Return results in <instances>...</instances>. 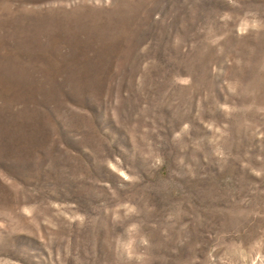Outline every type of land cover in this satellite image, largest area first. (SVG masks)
I'll list each match as a JSON object with an SVG mask.
<instances>
[{
  "label": "rangeland",
  "instance_id": "obj_1",
  "mask_svg": "<svg viewBox=\"0 0 264 264\" xmlns=\"http://www.w3.org/2000/svg\"><path fill=\"white\" fill-rule=\"evenodd\" d=\"M0 264H264V0H0Z\"/></svg>",
  "mask_w": 264,
  "mask_h": 264
},
{
  "label": "clouds",
  "instance_id": "obj_2",
  "mask_svg": "<svg viewBox=\"0 0 264 264\" xmlns=\"http://www.w3.org/2000/svg\"><path fill=\"white\" fill-rule=\"evenodd\" d=\"M96 2L97 3H99L100 2V0H96ZM252 27H254V28H258V27H260V21H255V22H253V24H252ZM244 29H241V31H243ZM120 207H123L124 209H125V215H130V214H133V213H135L136 212V208H135V206L134 205H130V204H124V205H122V206H120ZM119 211V207H118V209H117V212ZM116 219H119V216L117 215L116 217H115ZM138 230V225H136V224H132V225H130L129 226V228L127 229V231L129 232V233H132V232H135V231H137ZM135 243V240L134 239H130L129 241H128V243L125 245V248H126V250H127V252H128V257H129V259H131L132 258V246H133V244ZM142 243H147V241L146 240H142ZM136 259L137 260H140V259H142V257H136Z\"/></svg>",
  "mask_w": 264,
  "mask_h": 264
}]
</instances>
